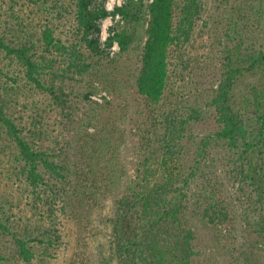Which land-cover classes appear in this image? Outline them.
Listing matches in <instances>:
<instances>
[{
	"label": "trees",
	"instance_id": "1",
	"mask_svg": "<svg viewBox=\"0 0 264 264\" xmlns=\"http://www.w3.org/2000/svg\"><path fill=\"white\" fill-rule=\"evenodd\" d=\"M263 2L255 0V4L242 0L233 10L235 14L231 16L230 29L236 42L228 50L231 56L226 77L219 83L214 101L218 136L226 139L232 147L241 148L243 168H239V171L244 173L246 180H252L256 185L255 192L259 198L255 200V211L263 214L255 224V235L262 244L255 253L264 252V33L254 34L255 31L264 32V29L258 28L264 18ZM196 4V0H126L111 11L107 8L92 11L88 8V0H76L75 22L71 28L74 29L73 39L67 40L69 46L62 45L60 40H55L49 34L43 40L35 39L29 45L15 47L7 44L6 35L0 34V50H5L11 56L17 54L24 79L46 92L52 100L48 112L37 103L33 105L30 116L32 128L27 137L25 127L7 113L11 107L9 102L15 101V97L9 93L16 92L17 87L6 86L0 93V162L12 154L19 163L26 181V192L32 194V207L45 203L42 189L48 190L58 197L63 211L83 223L91 215L101 195H111L115 191L120 182L116 178L118 163L114 153L116 140L115 131L111 129L113 123L102 103L91 96L99 93L100 83L122 86L119 79L115 80L123 72L120 62L124 53H128L138 39L144 15L149 12L148 39L141 63L134 73V82L137 92L148 105L157 106L164 97L168 83L171 48L187 41L197 11ZM110 15L119 16L117 27L113 30L119 45L118 53L105 50L89 37L96 29L95 22ZM253 20L256 21L255 26ZM37 41L44 43L40 53L34 51L40 48ZM108 44L109 48L112 47V37H109ZM29 49H33L32 52ZM60 57L63 62L57 60ZM0 74L4 75L1 68ZM246 75L257 81L248 87L246 94L239 96L234 91L235 84ZM82 80L83 89L80 92L65 91L68 84ZM75 99L88 106V110L83 107L77 110L72 104ZM53 107L62 111L67 130L77 134L75 160L59 150H50V146H43L45 142L56 144L60 140L58 135L52 136L48 129L49 113ZM185 122V119H180V132ZM180 139L181 133L165 132L162 138L165 150L162 153L158 150L160 155L156 157L154 154V157L144 160L137 173L138 182L128 188L123 197L130 217L136 220V227L131 228L137 237L139 253L147 264H193L194 261V234L183 219L187 195L182 192V197L178 198L181 193L178 182L185 167L181 157L184 146ZM151 146L154 147L155 143ZM199 163L200 160L195 161L194 170L199 169ZM29 186L32 188L28 189ZM215 186H211L213 190L209 194H204L215 201L209 202L210 206L206 208L211 211V220L215 217L217 223L222 224L230 210L219 202L216 196L218 188ZM6 196L8 199H4V204L18 205L15 194ZM50 203L54 205L52 199ZM5 212L4 205L0 203V264H17L20 260H28L31 245L36 242L55 244L54 230L45 225L46 218L41 219L39 224H32L31 221L21 226L13 224L11 214ZM49 215L51 213L47 217ZM258 261L255 257V264Z\"/></svg>",
	"mask_w": 264,
	"mask_h": 264
},
{
	"label": "rangeland",
	"instance_id": "2",
	"mask_svg": "<svg viewBox=\"0 0 264 264\" xmlns=\"http://www.w3.org/2000/svg\"><path fill=\"white\" fill-rule=\"evenodd\" d=\"M75 1L0 0V34L6 35L7 44L15 47L29 45L31 40H43L49 34L55 40H60L62 45L69 46L67 40L73 39L74 29L71 28L75 22ZM125 1L122 0V4ZM196 1L197 11L187 41L171 48L168 83L164 97L157 106L148 105L146 99L137 92L134 82V73L141 63L148 39L149 12L144 15L138 39L129 52L124 53L120 62L123 72L115 80L119 79L122 86L100 83L99 93L91 96L102 103L107 117L113 123L111 129L115 131L114 153L118 163L116 178L120 183L111 195H101L85 222L79 223L69 212L63 211L58 197L48 190L42 189L45 203L32 207V194L26 192V181L19 163L12 154L0 162V203L4 205L5 214H11L13 224L21 226L31 221L32 224H39L41 219L46 218L45 225L54 230L53 238L56 239L54 245L41 242L31 245L30 258L20 260L17 264H147L139 253L137 237L131 228L136 227V220L130 217L123 197L128 188L138 182L137 173L144 160L155 155L157 157L165 150L162 147L165 132L181 133L179 142L184 146L181 157L185 167L178 182L181 187L178 198L182 197V192L187 195L183 219L194 234L193 264H255V257L259 260L258 264H264V252L255 253L262 246L259 243L261 240L255 235V224L263 214L255 211V200L259 198L255 192L256 185L252 180H246L244 173L239 171V168H243L241 148L232 147L226 139L218 136L214 102L218 85L226 77L231 56L228 50L236 42L230 29L231 16L235 14L233 10L237 3L242 0ZM248 1L255 3V0ZM109 2L88 0V8L99 10L106 8ZM122 4L113 3L112 9ZM118 21V15L98 19L95 22L96 29L89 37L105 50L118 53L119 45L113 32ZM255 22L253 20V26ZM258 28L264 29V18ZM260 33L264 32L255 31L254 34ZM109 37L113 38L110 48ZM36 44L40 48L34 51L40 53L44 43L37 41ZM81 46L84 47V44ZM29 50L32 52L33 49ZM19 58L17 54L11 56L5 50H0V68L4 74H0V93L6 86L17 87L16 92L9 93L15 97V101L9 102L11 107L7 113L25 127L28 137V131L32 128L30 116L33 105L37 103L48 112L52 100L46 92L24 79ZM57 60L63 62L62 57ZM242 79L234 88L239 96L246 94L248 87L257 81L248 75ZM83 82L68 84L65 91L80 92ZM72 104L77 110H82L81 107L88 110V106L76 99ZM49 116L48 129L52 136L58 135L60 140L56 144L45 142L43 146H50V150H59L75 160L76 132L67 130L62 111L57 107H53ZM181 118L186 122L180 132ZM153 130L156 131L152 133ZM153 143L154 147L151 146ZM196 160H200L197 171L193 169ZM45 174L47 178V172ZM213 184L218 188L216 196L219 202L230 210L222 224L217 223L215 217L211 220V211L206 208L210 206L209 202H215L204 196L213 190ZM31 188L29 186L28 189ZM10 193L17 196V206L4 204V199H8L6 195ZM51 199L54 205L49 204ZM24 202L29 204L25 205ZM48 213L51 215L47 217Z\"/></svg>",
	"mask_w": 264,
	"mask_h": 264
},
{
	"label": "clouds",
	"instance_id": "3",
	"mask_svg": "<svg viewBox=\"0 0 264 264\" xmlns=\"http://www.w3.org/2000/svg\"><path fill=\"white\" fill-rule=\"evenodd\" d=\"M113 3L115 4H122V0H110L109 4L106 5L108 11H111L113 8Z\"/></svg>",
	"mask_w": 264,
	"mask_h": 264
}]
</instances>
